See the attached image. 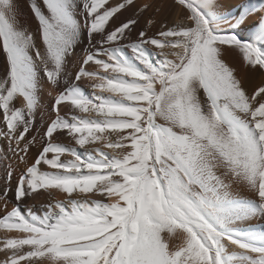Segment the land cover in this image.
Listing matches in <instances>:
<instances>
[{
  "label": "snow or ice",
  "instance_id": "1",
  "mask_svg": "<svg viewBox=\"0 0 264 264\" xmlns=\"http://www.w3.org/2000/svg\"><path fill=\"white\" fill-rule=\"evenodd\" d=\"M237 58L264 0H0V264H264Z\"/></svg>",
  "mask_w": 264,
  "mask_h": 264
},
{
  "label": "bare ground",
  "instance_id": "2",
  "mask_svg": "<svg viewBox=\"0 0 264 264\" xmlns=\"http://www.w3.org/2000/svg\"><path fill=\"white\" fill-rule=\"evenodd\" d=\"M137 3L141 5L148 3L153 4L155 6H162L169 3V0H137ZM21 22H23V16L21 17ZM229 62L232 63L234 67H236L237 74L242 80H244V85L246 88H248L249 91L259 85L261 83V80H264V77H262L259 72L252 73L251 71L246 69L240 62L239 58H237L235 61L230 60ZM45 100L46 102H48L47 93H45ZM0 175H3L2 171H0ZM0 186H2V181H0ZM3 236V231H0V238H3Z\"/></svg>",
  "mask_w": 264,
  "mask_h": 264
}]
</instances>
